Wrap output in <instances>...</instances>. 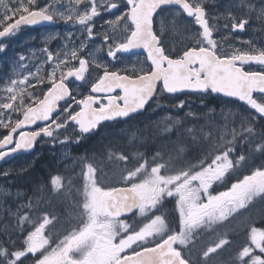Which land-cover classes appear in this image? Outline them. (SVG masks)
Returning <instances> with one entry per match:
<instances>
[{"label":"snow or ice","instance_id":"1","mask_svg":"<svg viewBox=\"0 0 264 264\" xmlns=\"http://www.w3.org/2000/svg\"><path fill=\"white\" fill-rule=\"evenodd\" d=\"M208 2L48 0L41 6L39 0H0V53L7 52L4 41L22 26L59 21L79 32L76 36L69 31L62 49L44 47L35 70L28 63L31 57L19 55V70L0 89V130H4L0 160L34 149L43 138L53 145L79 143L98 134L106 122L131 119L146 106H160L177 93L223 95L251 110L236 118L238 125L233 121L231 132L213 136L209 126L198 136L188 128L190 139L177 144L173 152L158 151L150 160L137 152V162L131 166L129 155L110 151L107 159L123 164L119 187L106 186L103 169L86 163L83 190H78L81 199L73 209L75 219L63 232L53 231L60 217L34 206L31 199L15 212L9 209L15 226L0 231V264H209L231 246L224 233L201 248L198 256L192 255L204 234L231 225L257 201L264 203V164L251 167L224 191L214 187L251 164L256 153L264 155V70L245 67L255 64L264 69V47L251 40L241 42L247 48L230 42L232 33L246 30L252 14L264 24V7L256 9L248 2L249 11L242 16L229 10L217 17L224 21L226 31L221 33L218 23H210ZM173 6L177 16L196 26L179 53L164 42L168 31L177 30V22L166 26L161 20L159 28L155 26L156 17ZM104 13L113 18L104 20L102 47L93 51L89 42L101 35L96 20ZM104 48L108 62L97 55ZM137 49L146 54L144 61L111 66L120 59L118 54ZM177 107L183 109L185 101ZM178 125L180 118L164 131ZM69 128L77 133L75 139L69 135L61 139L62 130L66 133ZM192 153H197L194 160L188 158ZM49 185L54 197L65 194L61 175H52ZM167 203L174 204L172 213L166 211ZM241 228L245 240L230 264H264V211L259 220L241 221Z\"/></svg>","mask_w":264,"mask_h":264},{"label":"flooded vegetation","instance_id":"2","mask_svg":"<svg viewBox=\"0 0 264 264\" xmlns=\"http://www.w3.org/2000/svg\"><path fill=\"white\" fill-rule=\"evenodd\" d=\"M46 2H48V0H39L41 6H43ZM248 2H251L256 7V9L264 7V0H209V2L205 5V7L207 8L210 15V23H218L220 25V32L224 33L226 30H224L222 27L224 23L223 19L221 18L217 20L216 18L222 17L229 10H231L235 15L242 16L243 14L248 13L249 11L248 8L245 6ZM176 12L177 9L173 6L168 10L164 11L163 13H160L159 16L156 17L155 26L158 29L161 20H163L166 26H170L174 20L177 22L178 24L177 30L175 32L168 31L165 34L164 42L169 48H175L176 52L179 53L183 50L184 45L188 43V41L191 39L193 33H195L196 26L194 22H192L189 18L183 16H177ZM111 18L113 17L108 13H104L102 18H97L96 30L100 32L101 35L98 36L94 41L89 42V47L93 51H95L96 48L102 47V34L103 31L107 29V25L104 24V20ZM255 26L260 27V32L258 33V35L252 34V31ZM69 31L76 32V30L71 28L70 25H66L63 22L57 21L54 22L52 25H48V26L44 25V26L22 27L17 35L6 39L4 42L7 45V52L0 53V87L3 84V79H4L3 75H5V73L8 72L9 63L11 65H15L16 70L14 71H18L19 70L17 67L18 57L19 55L23 54L26 57L32 58L30 61H28V63L30 64V66H32L33 70H35V66L38 63V59L42 58V49L44 47H48L49 50L54 52L58 49H62L63 46L67 43L65 37ZM76 36H79V32H76ZM47 37H53V38L46 39ZM248 40L253 41L257 47H264V24H262L261 21L255 18V14L251 15L250 23L246 27V30L244 32H235L231 34L230 42L236 47L247 48L248 45H245L241 42ZM76 43H79V41L76 40ZM97 55L98 58L104 59L105 62H108L106 58V48H104L102 52L97 53ZM118 56H120V59L112 62L111 64L113 68H123L125 66H130L131 64H135L137 61H144L146 54L143 52V50H141L139 53L118 54ZM245 67L250 68L251 70H264L260 66H255V65H250ZM45 71H47V67H45ZM95 75L96 72L95 70H93V76ZM81 91H83L84 94H88L87 89H81ZM204 96L209 97V95H201V94H197V95L184 94V95L168 96L166 99L161 101L160 106H157L156 104H152L151 107L146 106L147 110L143 111L141 114L134 115L131 119L118 120L113 123H106L101 128L98 134L90 135L85 138H82L80 142L94 139L98 135H100L104 130L111 129L113 127L127 126L129 124H135V123H138L140 125H146L148 123L154 124L156 122L161 123L162 125H166L169 116L171 118L170 121L172 123V121L175 120L178 116L177 104L180 99L181 100L186 98L199 99ZM171 104H173V106ZM152 110L154 112H152ZM247 110L251 112L250 109ZM176 131L177 129L176 127H174L173 130L170 132V134L166 132V134L158 136L159 139L156 140L158 144L157 145L153 144L152 151H149L150 147L146 143L145 144L143 143V145H140L139 153H143L145 157H147L150 160L151 157L154 155V153L158 151L161 152L162 154L173 152L174 150L172 149H174V144H176V142L180 138L176 134ZM3 134H4V130H0V138H2ZM70 134L77 135V133L74 132L72 128H69L66 133L63 132L62 130L61 139L63 138V135H70ZM144 137L145 136H140V141L143 142L144 140L149 139ZM154 138H157V136H155ZM188 140L189 137L187 141ZM162 142H164L165 145L159 146V144H161ZM60 147L61 145L58 148ZM58 148L53 149V143L48 138H43L36 143L35 149L31 153L17 156L14 159L10 161H5L2 165H0V187H3L4 189L5 188L12 189L15 192H19L20 195L18 199H16V197L13 196L12 199H10L12 202L13 201L25 202L28 201L29 199H32L31 201L33 205L39 200H42V203L47 202V200L49 199L50 177L52 175H61L65 180V190L66 188L70 189V192L68 194V200L67 201L65 200V202L61 203L62 204L61 206L68 207V209L74 208L75 203L81 199L78 190L80 192H82L83 190V185L85 183V180L83 178L82 172L86 169L83 166H75V167H73L72 165L70 166L71 163L69 161L64 162L61 159V155H60L63 149H60L57 154ZM51 154H53V156H51ZM148 154L150 156H148ZM71 157H72V161L74 159V161H77V163L80 162L79 159L81 158L79 157V155L75 150L72 152ZM165 158H167V156H165ZM189 158L192 159L191 156ZM52 160L54 163L55 162L56 163L55 164L53 163L51 166ZM4 172H7L8 175L7 176L3 175L2 173ZM17 174L19 176H17ZM117 174L119 175V173L114 172V173H110L107 176L103 171V175L104 177H106V179L110 177H114ZM106 179L104 180L105 185L110 186L109 182H105ZM68 181H71L70 185H68ZM112 186L119 187L121 185L120 183L117 184L113 183ZM32 189H36L38 190V192L42 191L41 194L39 193V196L41 197L39 198V200L33 199V197H31ZM69 218L71 220H74L75 216H71ZM53 231L63 232L64 230L63 231L53 230Z\"/></svg>","mask_w":264,"mask_h":264},{"label":"rangeland","instance_id":"3","mask_svg":"<svg viewBox=\"0 0 264 264\" xmlns=\"http://www.w3.org/2000/svg\"><path fill=\"white\" fill-rule=\"evenodd\" d=\"M0 11H3V9H0ZM259 32H260V27L255 26L252 31V34L258 35ZM8 66H9L8 72L5 73V75H3L4 78L3 84L0 87V89L3 88V86L7 83L8 77L12 76L14 70H16L15 65H11L9 63ZM212 97H213L212 95H209V97L204 96L199 99L197 98L182 99L183 101H185V107L183 109H180L178 107L177 118H180L181 125L176 126L177 129L176 134L180 137L176 142L177 144L187 142V139L189 137L186 131L184 132L182 130L183 125L187 124L185 126L187 127V129L193 128L198 136L201 134V129H203V132H208L209 126H211L213 136H217L221 132H231L233 128V121L236 120L238 116H242V115L246 116L250 113V111H248L242 105L238 103H233L232 101L225 100L219 97H217L215 102H213L212 104L210 102ZM189 112L195 113V116L188 115ZM169 118L170 116L168 117V121L166 125L171 124ZM236 123L238 125L239 121L236 120ZM166 125H162L161 123L156 122L154 124L148 123L146 125H140L138 123H135V124H129L127 126L113 127L111 129L104 130L96 138L85 140L83 142L86 148L87 149L89 148L88 151L90 154L88 155L90 157L98 156V158H100L101 160L100 167L103 169L105 175L108 176L110 173H114V172L120 173L121 169L123 168V164L121 162L118 161L110 162L107 159V154L110 151L114 153H123L129 155L131 158L129 161V166L134 165L137 162L136 153L140 152L139 151L140 145H143V143L144 144L151 143V141H155L153 143L157 145L158 142L156 140L159 139L158 136L166 134V132L164 131ZM225 125H227V128H225ZM195 127L198 130L199 129L200 130L199 131L196 130ZM168 133L170 134V132ZM69 136L73 137V140L76 137V135L73 134H70ZM140 136H145L146 138L149 139L144 140L142 142L140 141ZM155 136H157V138H154ZM227 138H230V136ZM83 142L74 143L75 145L73 143H69L67 145H61L59 143H56L55 145H53V149L58 148L61 145L62 148L60 147L57 149L58 150L57 154L60 149H63L60 155H61V159L64 162L69 161L71 163L70 166L72 165L73 167L75 166L84 167L86 163H89L87 160L80 159L81 161L77 163V161H74V159L72 161V157H71L72 152L75 150L74 148L78 147ZM177 144H174V148ZM162 145H165V143L162 142L161 144H159V146ZM196 155H197L196 153H192L191 158L194 160ZM51 156H53V154H51ZM118 180H119V175L117 174L114 177H110L106 179L105 182H109L110 186H112L113 183L117 184ZM214 187L217 188L216 185ZM69 192L70 189L66 188L65 193L69 194ZM62 195L60 197H62ZM13 196L19 198L20 196L19 192H15L12 189H6V188L4 189L3 187H0V231H3L4 228H7L9 231H12V229L15 226V218L8 214V210L11 209L12 212H15L16 207L21 205L19 204L21 201L20 202L16 201V203L15 201L10 202L11 201L10 199H12ZM170 204L174 206V204L172 203H167L166 205H169L168 208H170ZM173 227H175V224H173ZM199 250L200 248H198L197 246L195 249H193L194 252V253L192 252L193 257L198 256ZM227 253L228 250L227 247H225L224 250L220 251L219 255H215L212 258L225 257Z\"/></svg>","mask_w":264,"mask_h":264},{"label":"trees","instance_id":"4","mask_svg":"<svg viewBox=\"0 0 264 264\" xmlns=\"http://www.w3.org/2000/svg\"><path fill=\"white\" fill-rule=\"evenodd\" d=\"M217 97H212L211 98V103L213 104V102H215ZM220 98V97H219ZM233 103H236L234 101H232ZM187 125V124H186ZM186 125H183L182 126V130L185 132L187 127H185ZM196 130H198L196 127H195ZM260 130V125L258 124L257 126V131ZM152 143V144H151ZM151 143H147V145L150 147L149 151H152L153 150V142L151 141ZM85 148V149H84ZM75 151L78 153H80L79 157L83 160H87L89 163H93L94 166H97V167H100L101 164L99 165V161L100 158H96V157H90L88 154L89 151L88 149L86 148V146L84 145V142L81 143L78 147L74 148ZM84 149V150H82ZM80 150V151H79ZM84 151V152H83ZM148 151V152H149ZM88 154H87V153ZM85 153V155L83 154ZM83 154V155H81ZM87 154V155H86ZM197 154V153H196ZM148 156H150L148 154ZM89 158V159H88ZM96 158V159H95ZM189 158V157H188ZM190 159V158H189ZM263 159V160H262ZM95 160H98V161H95ZM99 162V163H98ZM52 163L53 160L51 161V166H52ZM261 164H264V155H261L260 153H256L255 154V157H254V160L252 161L251 164H249L246 168H243V169H238L233 175L232 177L224 182V183H221V184H217L215 188V191H223V190H226L227 187H230V183L231 182H234V180L236 178H242V176L244 174H248L249 170L251 167L253 166H260ZM101 168V167H100ZM39 193L41 194V192H38L34 189H32L31 191V197H33V199H36V200H39V198H41L39 196ZM65 197V198H64ZM79 198V197H78ZM57 199V200H56ZM60 199V200H59ZM64 199V200H63ZM32 200V199H31ZM62 200V201H61ZM65 200H68V194L66 193L65 196L62 195V197H54L52 194H50L49 192V199L47 200V202L45 203H42V200L36 202L34 204L35 205H38L40 209H42L43 211H47V212H50L58 217H60V221L59 223L57 224L56 228L54 230H57V231H63L65 230L66 228L69 227V222L70 221H73L71 220L69 217L71 216H75V212L73 211L74 208L72 209H68V207H62L61 203L65 202ZM49 201V202H48ZM59 201V202H58ZM28 201H25V202H21L20 204H25L27 203ZM46 204V205H45ZM173 204V203H172ZM169 205H166V211L169 212V213H172L173 209H174V206L170 204V208H168ZM173 206V207H172ZM17 208V207H16ZM262 211H264V203L260 202V201H257L256 202V205L254 208L251 209V211H246L244 212V214L242 216H237L235 220H233L232 224L231 225H228L226 227H221L219 229H217V231L213 234H204L200 240V243L197 244V247L198 248H203L204 246L208 245L209 243H211L213 240H216L220 237L221 234H224V233H227L228 234V238L232 241V244L231 246H226L227 247V250H228V253L225 255V257H220V258H211L209 264H226L227 261L229 263L227 264H230V257L235 253L236 249L242 245V243L244 242L245 240V236H244V231L243 229L241 228V221H244V220H247L249 217H252L256 220H259L260 219V216L262 214ZM256 212V213H255ZM35 215V214H33ZM194 253V252H193ZM192 253V254H193ZM198 254H199V251H198ZM226 262V263H225Z\"/></svg>","mask_w":264,"mask_h":264},{"label":"water","instance_id":"5","mask_svg":"<svg viewBox=\"0 0 264 264\" xmlns=\"http://www.w3.org/2000/svg\"><path fill=\"white\" fill-rule=\"evenodd\" d=\"M53 23H48V22H43V23H40V24H37V25H33V26H44V25H52ZM22 27H25V26H22ZM141 50L140 49H137V50H135L133 53H139ZM133 53H131V54H133ZM253 65H255V64H253ZM255 66H259V65H255ZM184 94H198V93H191V92H184V93H177V94H175V95H184ZM213 96H215V97H217V96H221V97H224L223 95H213ZM224 98H226V99H230V100H233V101H237V100H235L234 98H229V97H224ZM237 102H239V101H237ZM61 103H63V102H61ZM239 103H241L242 104V102H239ZM243 105V104H242ZM134 115H136V114H134ZM133 115V116H134ZM126 120V119H125ZM38 123H41V122H38ZM106 123H113V122H106ZM105 123V124H106ZM33 128L35 127V126H32ZM26 130H29V129H24V131H26ZM34 149H35V147H34ZM34 149H31V150H28V151H20V152H17V153H15V154H13V155H11V156H9V157H6L4 160H0V165H2L5 161H10V160H12V159H14L15 157H17V156H20V155H24V154H28V153H31Z\"/></svg>","mask_w":264,"mask_h":264},{"label":"bare ground","instance_id":"6","mask_svg":"<svg viewBox=\"0 0 264 264\" xmlns=\"http://www.w3.org/2000/svg\"><path fill=\"white\" fill-rule=\"evenodd\" d=\"M167 105H168V104H167ZM167 105H166V106H167ZM171 105L173 106V104H171ZM212 106H213V105H212ZM159 108H160V107H159ZM162 108H163V107H162ZM209 108H210V107H209ZM154 109H156V108H154ZM154 109H153V110H154ZM153 110H152V112H154ZM155 117H156V116H155ZM199 130H200V129H199ZM199 130H198V131H199ZM202 130H203V129H202ZM176 144H177V143H176ZM74 145H75V144H74ZM42 148H43V147H42ZM84 149H85V148H84ZM84 149H82V150H84ZM90 149H91V148H90ZM47 151H48V150H47ZM49 151H51V150H49ZM52 151H54V150H52ZM79 151H80V150H79ZM83 152H84V151H83ZM92 152H93V151H92ZM162 152H163V151H162ZM41 153H42V152H41ZM86 153H87V152H86ZM165 153H166V151H165ZM78 154L80 155V153H78ZM83 154L85 155V153H83ZM83 154H81V155H83ZM87 154H88V153H87ZM87 154H86V155H87ZM154 154H155V153H154ZM40 155H41V154H40ZM96 155H97V154H96ZM94 157H95V156H94ZM94 157H93V158H94ZM96 158H98V156H97ZM96 158H95V159H96ZM41 159H42V158H41ZM88 159H89V158H88ZM34 160H35V159H34ZM79 160H80V159H79ZM262 160H263V159H262ZM80 161H81V160H80ZM95 161H98V160H95ZM44 162H45V161H44ZM99 162H100V161H99ZM99 162H98V163H99ZM55 163H56V162H55ZM55 163H54V164H55ZM47 164H48V163H47ZM42 165H43V164H42ZM44 165H45V164H44ZM99 165H100V163H99ZM34 167H35V166H34ZM32 168H33V167H32ZM22 169H23V168H22ZM75 169H76V168H75ZM16 171H17V170H16ZM77 171H78V169H77ZM20 172H21V171H20ZM20 172H19V173H20ZM79 172H80V171H79ZM13 173H14V172H13ZM15 173H16V172H15ZM26 173H27V172H26ZM17 176H19V175L17 174ZM10 177H11V176H10ZM7 178H8V177H7ZM7 178H6V179H7ZM11 178H12V177H11ZM17 178H18V177H17ZM75 178H76V177H75ZM9 179H10V178H9ZM2 180H4V179H2ZM18 180H19V179H18ZM6 181H7V180H6ZM13 181H14V180H13ZM4 182H5V181H4ZM18 182H19V181H18ZM6 183H7V182H6ZM12 184H13V183H12ZM22 185H23V184H22ZM68 185H69V184H68ZM17 187H18V186H17ZM17 187H16V188H17ZM22 187H23V186H22ZM25 189H26V188H25ZM24 191H25V190H24ZM43 196H44V195H43ZM64 196H65V195H64ZM25 197H26V195H25ZM64 198H65V197H64ZM16 199H18V198H16ZM56 200H57V199H56ZM59 200H60V199H59ZM63 200H64V199H63ZM39 201H40V200H39ZM61 201H62V200H61ZM66 201H67V200H66ZM10 202H12V201H10ZM13 202H14V201H13ZM48 202H49V201H48ZM58 202H59V201H58ZM15 203H16V201H15ZM20 203H21V202H20ZM20 203H19V204H20ZM44 203H45V202H44ZM68 203H69V202H68ZM12 204H13V203H12ZM45 205H46V204H45ZM16 206H17V205H16ZM12 207H13V206H12ZM14 210H15V209H14ZM255 213H256V212H255ZM225 263H226V262H225ZM227 263H229V262L227 261ZM227 263H226V264H227ZM223 264H224V263H223Z\"/></svg>","mask_w":264,"mask_h":264}]
</instances>
